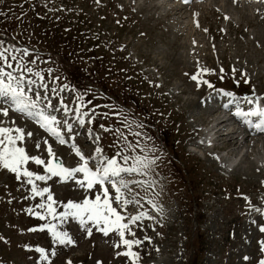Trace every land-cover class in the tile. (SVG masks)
I'll return each instance as SVG.
<instances>
[{
    "label": "rangeland",
    "instance_id": "374dc122",
    "mask_svg": "<svg viewBox=\"0 0 264 264\" xmlns=\"http://www.w3.org/2000/svg\"><path fill=\"white\" fill-rule=\"evenodd\" d=\"M202 1L198 6L190 3L180 15L177 11L167 15L173 6L168 0L161 9L143 0H0V51L4 45L9 57H17V61L9 60L13 67L18 62L31 67L33 72L25 75L64 115L76 122L88 113L83 116L85 123L78 122L74 131L80 141L67 132L65 144L51 142L60 163L65 167L81 163L75 145L94 167L97 147L104 156H112L122 146L117 129L130 141L136 139L132 132H143L146 136L138 138L141 145L157 147L154 153L137 150L159 157L147 176L126 177L151 185H131L140 204L124 210L113 203L126 220L147 213L126 233L127 239L143 241L132 248L139 257L135 264H259L264 260V232L260 231L264 226V149L246 151L259 136L250 134L246 141L237 138L236 146L224 152L215 147L191 151L207 124L200 116L205 113L202 117L210 118L211 112L205 109H218L211 93L220 98L230 92L232 98L244 100L236 92L246 86L264 100V6L239 8L220 0ZM251 9L260 13L252 17L250 26L241 12L249 14ZM24 50L27 54L20 60ZM202 69L209 71L198 74V83L191 77ZM128 106L136 116L131 121ZM13 118L0 113V127L15 129L11 123L21 120ZM141 124L144 129L138 127ZM226 139L214 143L217 146ZM43 141L40 129L31 123L17 146L47 163L50 157ZM25 167L47 174L34 161ZM36 183L50 189L56 219L34 214H44L37 205L47 202V193L33 198L26 177L17 179L15 173L0 167V264H133L131 258L117 255L126 247H114L120 243L116 232L105 236L98 230L103 225L88 222L89 236L78 218L68 217L63 223L59 219L69 201L82 203L102 196L100 187L87 189L59 177ZM49 223L68 232L75 242L55 243L46 228L41 230ZM38 247L46 250L48 259H41Z\"/></svg>",
    "mask_w": 264,
    "mask_h": 264
},
{
    "label": "snow or ice",
    "instance_id": "6c2138e0",
    "mask_svg": "<svg viewBox=\"0 0 264 264\" xmlns=\"http://www.w3.org/2000/svg\"><path fill=\"white\" fill-rule=\"evenodd\" d=\"M188 3L189 0H184ZM227 19V17H225ZM19 51V50H17ZM8 50L4 49L0 51V62L5 66L0 67V99L3 103L9 104V106L16 112L26 115L27 117L35 118L40 127L46 129L52 136H54L60 144H65V136L62 134V128L60 125L66 124L67 132L71 133L72 125L70 123L57 121L55 116L46 113L42 107H39L40 101H47L46 107H54L51 100L47 95L41 96L39 91L34 90L33 85L35 81L30 77L26 76L25 73H32L33 69L27 67L26 64L18 62L15 67L9 62L17 61L15 55L9 57L7 55ZM27 54V50L21 54L20 60L23 59V55ZM11 69V70H9ZM201 71L207 72L208 69H202ZM35 76H41L40 72H35ZM194 81H198V74L191 77ZM199 83V81H198ZM207 83V81H204ZM41 88L45 90L48 89L47 84H41ZM209 87L212 85L209 84ZM55 92V89H52ZM227 96H232V93H226ZM245 103L252 105L255 104L256 107L245 111L240 107V101L235 98L230 99L227 104L224 105L225 108L229 105L235 104L236 109L234 115L242 120L249 127H254L255 129L264 132V106L260 105L259 98H245ZM62 103V101H61ZM64 111L67 112L68 109L65 106ZM75 111H78L75 110ZM9 108H0V113L3 115H8ZM88 113L84 112L78 119L80 124H84L85 120L83 116H87ZM252 117H258V121L253 123ZM127 119V118H125ZM129 129L132 128V124L128 123L126 125ZM101 127H104L101 125ZM138 127L143 128V125ZM119 133L120 141H122V146L119 150L112 156H104L102 150L97 147L95 152L97 156L94 158V167L90 166L89 159H86L82 154L80 148L73 145L75 148V155L79 157L81 163L75 167H64L62 163H55V154L52 151L51 145L48 146V155L52 157L47 163L45 160L41 159L39 156H30L25 151L23 147H18L17 142L24 139L25 133L20 128H8L0 127V167L9 170L16 174L17 179L21 177L27 178V184L31 186V193L33 198L44 197L47 193L46 203H40L37 208L44 209V214L40 212H35L34 214L39 216L40 219H45V216H52L53 219L57 218V213L53 205L56 203L54 201L51 191L48 187L40 188L36 181H46L52 177H59L63 180H73L80 187H86L87 189H92L93 187H100L102 189V196L96 195L94 200L84 199L82 203H74L69 201L65 205V211L59 213V219L61 223L64 222L68 217H75L79 220V225L85 228L87 234L92 235V228L87 227L88 222H91L99 227L105 236L110 232H116L120 237V243L114 245V247L119 248L121 244L126 247V251L123 253H117V255H124L132 259L133 264L138 260V253L132 251L134 245L142 244L143 241L139 239H127L126 233L131 232V226L137 225L139 221L145 218L147 213L140 212L136 215L129 216L126 220L125 216L113 207V203L118 204L124 210L127 209L129 205H139L140 200L136 198L137 194H133V188L131 185H139L143 187L148 184V181H129L126 179L128 175L141 174L144 176L148 175V171L156 164L159 157L150 158L148 155H141L140 151L156 152L157 147L155 145H141L140 139H134L130 141L128 136H126L122 131L115 130ZM31 136L32 133H27ZM131 135L134 138L145 137L146 134L140 131L132 132ZM99 139V137H95ZM151 139V137H147ZM47 143V141H45ZM36 147H40L37 143ZM29 161H34L36 165H43L44 171L47 173L39 174L37 172L29 171L25 165ZM78 174H82V178ZM150 187L151 185L148 184ZM110 189L113 192L110 195ZM132 194V195H129ZM29 209V212H32ZM256 211H260L256 209ZM151 219V217H148ZM46 228L53 237L55 243L59 245H71L75 241L72 236L66 231H60L57 229L55 224H46L42 226L41 230ZM35 231V229H32ZM260 231L264 232V226L260 227ZM135 236V233H131ZM145 239H149L145 237ZM262 244V251H264V242ZM37 252L41 253V259H48L46 250L44 248H37ZM53 256L56 254L55 250L51 253ZM247 259V257H245ZM67 264H71L68 261ZM259 264H264V260H260Z\"/></svg>",
    "mask_w": 264,
    "mask_h": 264
},
{
    "label": "bare ground",
    "instance_id": "6f19581e",
    "mask_svg": "<svg viewBox=\"0 0 264 264\" xmlns=\"http://www.w3.org/2000/svg\"><path fill=\"white\" fill-rule=\"evenodd\" d=\"M149 2L150 1V3L151 2H153V3H151V4H154V0H143V2ZM221 1V3H224L226 6H232L233 4H234V2H232V1H228V0H220ZM179 2V1H178ZM164 4H154V7H156L157 9H161V7L163 6ZM219 5V4H218ZM153 6V5H152ZM165 6H168V5H165ZM171 6V5H170ZM198 6V5H197ZM200 6V5H199ZM236 6H238L237 4L234 6V7H236ZM201 7V6H200ZM220 7V6H219ZM239 7V6H238ZM184 8V6H181V5H179V4H177V5H174L172 8H171V10L170 11H168V13H167V15H170V13H172L173 11L174 12H176L177 11V13H179V15L182 13L181 12V10ZM225 8V7H224ZM240 8V7H239ZM237 9V8H236ZM168 10V9H167ZM194 10V9H193ZM222 10V9H221ZM235 10V9H234ZM239 10V9H238ZM247 10V9H246ZM185 11V10H184ZM244 11V10H243ZM252 11V12H251ZM251 13H249V14H247L246 12H244V13H242L241 12V15L242 16H244L245 18L244 19H246V22H247V25H250L251 26V24H252V17L254 16V17H257L258 16V14L257 13H260V11L259 10H254V9H251ZM164 12H165V10H164ZM239 12V11H238ZM240 13V12H239ZM165 14V13H164ZM213 15H217L218 16V19H219V13L218 12H216L215 10H214V12H213ZM220 18H222V16H220ZM181 19V18H180ZM186 20V19H185ZM184 20V21H185ZM192 22V21H191ZM228 23L230 24V21H228ZM190 24V23H189ZM190 28V27H189ZM205 72H203V71H198V72H195V74H204ZM34 88V90H36V91H39L40 92V94H41V96H43L42 95V93H41V89H39V88H35V87H33ZM182 91H184V90H181L180 92H182ZM40 102H44L43 100L42 101H40ZM47 102V101H46ZM52 102V101H51ZM52 105H53V102H52ZM229 106H232V105H229ZM0 107H2V108H9V111L10 112H12V113H18V112H16L14 109H12L10 106H9V104H7V103H3L2 102V99H0ZM41 107L42 108H46L45 106H43V105H41ZM214 107H218V109L217 110H215V111H211L210 110V108H208V109H205V111H206V113H208V111L209 112H211V114H210V118H207V119H204L203 117H202V115H204V114H202L201 116H200V120L205 124V123H207L208 125H211L210 126V132H214V134H216V137L215 138H212V136L210 135L209 136V140L211 141V143H212V148H216V149H218V150H222V151H227V150H229L228 148H230V147H232L233 148V146H231L232 144L234 145V147L236 146V144H237V138H243V140L244 141H246V140H248L247 138H248V135L251 133V132H253V131H251V130H248V129H246L244 126H243V124L242 123H238V124H236V122L232 119V120H230V121H227L225 118H223V117H221V116H224V111H222V106L221 105H219V106H217V104H215L214 105ZM53 108V107H52ZM46 112V111H45ZM54 112V113H53ZM46 113H48V114H52V116H55L56 118H57V121H62V122H68L69 120H70V118H72V117H67L66 115H64V113L62 112V110H56L55 108H53V109H51V108H49L48 110H47V112ZM21 114V113H20ZM23 117L24 116H26V115H24V114H21ZM231 118H233V117H231ZM15 119V118H14ZM34 120H36L35 118H33ZM198 119V120H199ZM77 123H78V120L76 121V122H72V131H71V133H69L71 136H72V138H74L76 141H78L79 139L77 138V136H75L74 135V131L75 130H77L78 129V127H79V125L77 126ZM11 126L13 127H15V128H20V129H22L23 131H24V133H25V131H26V129L29 127L30 128V126H31V122H30V120H28V119H25L24 118V120H22V121H17L16 119L11 123ZM40 126V125H39ZM61 126V128H62V133H64V132H66V128L64 127V124L63 125H60ZM45 131H46V129H44V128H42L41 127V129H40V132H41V135H42V137L44 138V141L42 142V145H44L45 146V150H46V153H48V151H47V148H48V146L49 145H51V142L52 141H54L51 137H49V136H47L46 134H45ZM253 133H255V132H253ZM262 133V132H261ZM227 138V139H226ZM264 139V133H262V135L261 136H259V139H258V141H257V139H256V143L255 144H253L252 146L250 145H248V148H247V152H249V150H251V151H255V148H257L258 149V147H260V148H263L264 149V143H263V139ZM221 139H226L225 141H224V143H222V144H220V145H217L216 146V144L214 143L216 140H221ZM45 141H47V143H45ZM80 141V140H79ZM255 141V140H254ZM262 142V143H261ZM196 145H202L201 143H200V141H197L196 142ZM254 146V147H253ZM52 147V149L55 147L54 145L53 146H51ZM239 148V147H238ZM242 151V150H241ZM239 153V152H238ZM50 157V156H49ZM50 159H52V157H50ZM55 159H58L57 158V156L55 155ZM235 160V159H234ZM64 166V165H63ZM65 167V166H64Z\"/></svg>",
    "mask_w": 264,
    "mask_h": 264
}]
</instances>
